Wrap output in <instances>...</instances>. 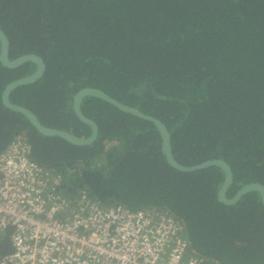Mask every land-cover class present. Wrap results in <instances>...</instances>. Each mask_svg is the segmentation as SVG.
<instances>
[{
	"label": "trees",
	"instance_id": "trees-1",
	"mask_svg": "<svg viewBox=\"0 0 264 264\" xmlns=\"http://www.w3.org/2000/svg\"><path fill=\"white\" fill-rule=\"evenodd\" d=\"M0 27L10 58L45 60L42 77L10 93L44 124L88 136L73 97L100 87L159 117L178 161L225 159L234 173L228 197L246 183L264 184V0H0ZM36 67L0 61V152L22 133L34 159L61 175L59 190L72 204L85 192L103 205L164 209L204 264H264L258 190L234 204L220 201V166L172 167L153 122L93 95L82 109L99 125L95 141L42 134L2 100L10 81ZM12 231L1 255L12 249Z\"/></svg>",
	"mask_w": 264,
	"mask_h": 264
},
{
	"label": "built area",
	"instance_id": "built-area-1",
	"mask_svg": "<svg viewBox=\"0 0 264 264\" xmlns=\"http://www.w3.org/2000/svg\"><path fill=\"white\" fill-rule=\"evenodd\" d=\"M61 179L22 133L0 152V243L13 228L0 264H204L164 209L103 205L85 192L72 204Z\"/></svg>",
	"mask_w": 264,
	"mask_h": 264
},
{
	"label": "water",
	"instance_id": "water-1",
	"mask_svg": "<svg viewBox=\"0 0 264 264\" xmlns=\"http://www.w3.org/2000/svg\"><path fill=\"white\" fill-rule=\"evenodd\" d=\"M0 42H1V49H0V61L3 65L7 67H17L24 62L27 61H33L37 64L36 69L31 74L19 77L17 79H14L10 81L3 89L2 92V100L5 106H7L9 109L13 111H17L23 115H25L31 124L42 134L45 135H54V136H61L64 139L77 144V145H87L95 141V139L98 137L99 134V125L96 122L95 119L87 116L83 109H82V101L83 98L87 95H93L96 97L101 98L102 100L107 101L108 103L113 104L120 110L139 116L140 118H143L145 120H149L153 122L160 133V136L162 138V149L165 153L166 159L168 163L180 170V171H195L198 169L207 168L209 166L217 165L220 166L225 173L224 182L219 188L218 191V198L220 201L226 203V204H234L236 203L243 194L251 191V190H258L261 194L262 202L264 204V184L260 182H249L241 186L237 192L232 196H227V191L231 184L233 183L234 179V173L231 165L222 158H210L203 160L201 162L195 163V164H185L180 161H178L174 155L173 147H172V141H171V133L167 127V125L159 118L152 114L146 113L139 107L124 103L117 99L116 97L112 96L105 90H103L100 87L95 86H85L80 88L73 97V108L76 113V115L85 123L89 124L92 127V132L90 135L86 137L79 136L69 130L53 127L44 124L39 116L28 106L18 104L13 102L10 99V93L11 91L23 84H28L35 82L40 77H42L45 69H46V63L43 57L37 53H25L22 55H19L15 58H10V39L5 32L3 28L0 27Z\"/></svg>",
	"mask_w": 264,
	"mask_h": 264
},
{
	"label": "flooded vegetation",
	"instance_id": "flooded-vegetation-1",
	"mask_svg": "<svg viewBox=\"0 0 264 264\" xmlns=\"http://www.w3.org/2000/svg\"><path fill=\"white\" fill-rule=\"evenodd\" d=\"M78 117V116H77ZM79 118V117H78ZM80 119V118H79ZM81 120V119H80ZM91 127V126H90ZM91 132H92V127H91ZM90 135V134H89ZM72 143V142H71Z\"/></svg>",
	"mask_w": 264,
	"mask_h": 264
}]
</instances>
